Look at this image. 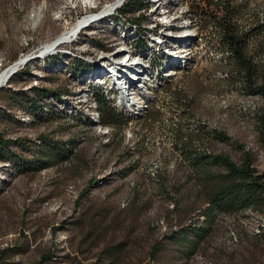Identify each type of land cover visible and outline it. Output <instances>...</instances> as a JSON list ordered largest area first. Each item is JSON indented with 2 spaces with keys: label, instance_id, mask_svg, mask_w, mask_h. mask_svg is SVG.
I'll return each mask as SVG.
<instances>
[{
  "label": "rangeland",
  "instance_id": "rangeland-1",
  "mask_svg": "<svg viewBox=\"0 0 264 264\" xmlns=\"http://www.w3.org/2000/svg\"><path fill=\"white\" fill-rule=\"evenodd\" d=\"M115 1L0 0V71L25 56L31 70L3 88L9 94L28 93L32 87L61 93L58 102L46 100L59 117L47 113L44 120H34L0 94V135L37 145L47 137L66 158L21 174L0 161V255L8 250L0 264H264V240L256 233L263 212L219 216L213 234L190 260L176 254L171 241L174 232L204 221L200 215L210 187L192 165L194 154L226 155L240 163L251 152L264 172V99L225 82L228 62L218 50L221 40L213 27L197 21V11L212 16L213 3L221 0L191 1L195 34L188 44L179 40L169 48L180 61L166 56V71L174 75L150 95L145 115L129 118L117 109L128 121L118 128L86 115L76 95L85 96L90 88L82 87V78H75L68 66L80 59L102 76L103 64L127 56L115 55L116 47L128 44L123 19L105 16L80 34L75 41L80 45H60L45 57L37 54L82 18L101 16ZM232 1L245 5L242 29L264 26V0ZM98 85L103 93L108 89ZM89 107L94 110L95 104ZM217 133L230 141L219 142Z\"/></svg>",
  "mask_w": 264,
  "mask_h": 264
},
{
  "label": "trees",
  "instance_id": "trees-1",
  "mask_svg": "<svg viewBox=\"0 0 264 264\" xmlns=\"http://www.w3.org/2000/svg\"><path fill=\"white\" fill-rule=\"evenodd\" d=\"M213 4L215 10L212 16L197 11L196 17L199 24L204 20L213 27L215 35L221 40L218 50L227 55L228 62L225 65L228 69L227 73L224 72L227 76L225 82L233 87L242 88L245 94H253L264 99V60H262L264 57V26L262 23H257V26L249 29L241 28L239 21L242 16L241 10L245 6L243 4L234 5L232 0H221L218 4L215 2ZM149 6L145 0H133L126 6L127 8L121 10V13H135ZM95 44L92 42L93 46ZM100 50L110 51L104 46ZM60 63V61L53 60L52 64ZM92 67L75 59L69 63L68 69L75 78H82L93 70ZM24 70L31 73L29 63L12 77L8 85L15 84V77L24 75ZM0 94L12 107L19 108L21 112L28 114L34 120H44L47 113L53 116L58 112L53 105L49 106L46 100L53 98L58 102L61 98V93H53L38 87H32L28 93L12 94L2 88ZM96 98L100 122L103 126L118 128L128 124V121L121 117L99 92L96 93ZM54 116L59 117L55 114ZM215 138L222 143L230 141L226 135L221 133H217ZM260 140L264 147V117L261 122ZM26 153L32 154V158L25 157ZM62 159L66 158L57 154L56 146L47 137H41L37 145L36 143L27 144V140L21 138L6 140L0 135V161L10 162L20 174L45 170L55 166ZM255 162L254 154L251 152H245L240 163L234 162L226 155H193V167L202 172V177L210 187L207 207L200 215L204 219L203 222H197L189 229L183 228L180 232L172 234L171 241L176 254L181 255L185 260H190L213 234V226L219 216L239 215L248 211L264 213V172L261 173L257 169ZM210 169H213V172L207 171ZM260 237L264 240V231ZM7 252L8 250L1 252L0 262ZM50 258V255L44 256L41 262Z\"/></svg>",
  "mask_w": 264,
  "mask_h": 264
},
{
  "label": "bare ground",
  "instance_id": "bare-ground-1",
  "mask_svg": "<svg viewBox=\"0 0 264 264\" xmlns=\"http://www.w3.org/2000/svg\"><path fill=\"white\" fill-rule=\"evenodd\" d=\"M132 1L133 0H116L103 9L100 14L101 16L96 14L82 18L72 29L69 27L71 30L66 31V33L58 37L57 40L44 45V47L40 49V52L37 53L45 57L57 50L60 45L74 43L77 38H79L80 34L88 30L91 23H97L105 16L106 18L112 17L115 21L123 19V27H125L129 36V38L127 37L128 44L126 48L116 47L115 55L127 56H123L119 60H114V62H112L114 64L110 62L103 64L102 76L99 75L100 73H97L99 71L98 69L92 70L90 73L83 76L80 83L82 87L87 89L90 88L88 91L89 93L84 94L85 96H83V94L76 95L77 100L74 98L81 108L85 107L86 110H91V112L94 113L91 115L92 117H90L88 111L86 112V115L92 120L95 119L94 117H97L99 122L101 120L96 98L97 92H99L113 108L126 113L127 117L130 115L140 117L141 114L145 115L148 113L149 105L146 102L150 99V95L160 88L165 83V80L171 77V75H174V72H172L173 70L166 71V68H168L166 67L168 63L166 56L169 55L171 58L173 57V60L176 58V56H171L172 53H170L171 49L169 50V48H175V46L179 44V40L187 42L191 39L189 36L195 34V29L193 28V25L195 27V15L191 9V7H193L191 4L192 0H145L146 3L150 5L148 8L140 11L136 10L137 12L135 13L128 12L122 14L121 10L125 9ZM37 18L36 21L39 22L40 14ZM182 28H186L185 31L180 30ZM79 42L81 41L75 43L80 45ZM182 43V45H184V42ZM188 43L189 41L187 44ZM26 57L27 56L20 58L0 71V89L8 84L10 81V79H8L9 75L14 70L18 69L19 71L22 66L29 63H22ZM176 59L180 61V58ZM97 84H100L98 86L103 88L108 87V89L106 88L107 90L103 93V89L96 88ZM71 97L73 96L71 95ZM92 103L95 104L94 110L92 109L93 106L91 108L89 107ZM263 231L264 219L262 220L260 229L256 230V233L261 235Z\"/></svg>",
  "mask_w": 264,
  "mask_h": 264
},
{
  "label": "water",
  "instance_id": "water-1",
  "mask_svg": "<svg viewBox=\"0 0 264 264\" xmlns=\"http://www.w3.org/2000/svg\"><path fill=\"white\" fill-rule=\"evenodd\" d=\"M27 61H29L28 59H25L22 61V63H27ZM18 69L14 70L10 75H9V78L8 79H12V77L17 73ZM1 88V87H0Z\"/></svg>",
  "mask_w": 264,
  "mask_h": 264
},
{
  "label": "built area",
  "instance_id": "built-area-1",
  "mask_svg": "<svg viewBox=\"0 0 264 264\" xmlns=\"http://www.w3.org/2000/svg\"><path fill=\"white\" fill-rule=\"evenodd\" d=\"M191 9L193 10V7H191ZM76 24H77V23H76ZM74 25H75V24H74ZM72 28H73V26L71 27V29H72ZM71 29H70V30H71ZM124 83H125V82H124Z\"/></svg>",
  "mask_w": 264,
  "mask_h": 264
}]
</instances>
